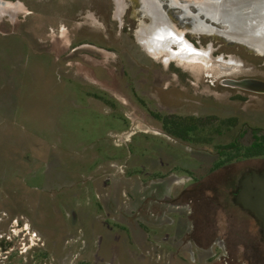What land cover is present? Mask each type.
<instances>
[{"label": "rangeland", "instance_id": "rangeland-1", "mask_svg": "<svg viewBox=\"0 0 264 264\" xmlns=\"http://www.w3.org/2000/svg\"><path fill=\"white\" fill-rule=\"evenodd\" d=\"M144 1L151 0H0V264H94L85 258L81 230L68 238L63 254L54 253L46 224L57 232L67 227L57 212L56 218L45 219L54 197L43 191L49 177L58 174L35 175L38 167L35 176L23 174L22 179L16 172L23 162L31 161L32 168L44 165L40 158L61 154L65 144L101 142L109 129H118L109 131L108 139L120 148L149 140L157 148L173 146L176 141L161 126L169 113L201 116L192 134L200 155L233 142L237 131L208 143L215 130L224 128L220 123L226 114L242 112L241 122L259 129L245 128L241 143L263 134L264 95L247 94L251 101L238 102L233 97L238 90L220 80L224 75L264 77V55L211 34H194L172 17L185 55L171 57L181 46L171 41L156 54L139 41V31L150 23ZM209 113L216 114L211 125ZM242 166L264 170V161L237 168ZM112 167L125 169L117 163ZM223 176L215 179L216 186L225 185ZM230 204L231 218H240ZM245 224L248 247L262 251L258 263L264 264L260 222L247 214Z\"/></svg>", "mask_w": 264, "mask_h": 264}, {"label": "crops", "instance_id": "crops-1", "mask_svg": "<svg viewBox=\"0 0 264 264\" xmlns=\"http://www.w3.org/2000/svg\"><path fill=\"white\" fill-rule=\"evenodd\" d=\"M110 101L108 104L113 105ZM117 130L109 129L103 141H88V146L86 142L65 144L61 154L40 158L47 165H40L36 159L33 161L38 166L32 168L31 161L23 162V170L16 172L22 179L23 174L31 178L38 167L35 175L48 170L58 174L56 179L49 177L43 191L54 197L45 219L56 218L57 212L61 226L67 227V232H57L46 224L44 234L50 233L46 240L56 255L63 254L68 238L81 230L86 241L85 258L94 264H222L217 257L227 247L234 258L232 264L251 258L253 251L248 247L243 221L247 213L236 204L233 208L242 219L231 220L229 209L226 213L192 206L190 213L186 198L192 196L193 186L173 184L170 173L172 170L184 176L183 168L168 155L175 150L183 152L181 144L170 145L172 151L161 142L157 148L150 140L149 144L133 148L128 143L120 148L108 139V132ZM113 163L125 165L127 173L116 171ZM151 182L158 184L152 186ZM173 203L181 204V208L176 209Z\"/></svg>", "mask_w": 264, "mask_h": 264}, {"label": "flooded vegetation", "instance_id": "flooded-vegetation-1", "mask_svg": "<svg viewBox=\"0 0 264 264\" xmlns=\"http://www.w3.org/2000/svg\"><path fill=\"white\" fill-rule=\"evenodd\" d=\"M173 61H171V63ZM222 69L229 70V68H222ZM247 79L258 80V81L264 82V77H259V76H254V75L237 76V77L232 76V75H224V77L220 80V82L223 85H228L230 88L238 90V92L233 96L234 100L238 102L251 101V97L248 96L247 94H255L257 95L256 98L260 99L264 95V91L244 89L238 86L231 85L229 83L230 80H240L241 81V80H247ZM261 101H260V104L264 105V102H261ZM260 107L264 109L262 106ZM259 113H261L260 116L264 118V110ZM176 114L177 113H169V114H166L165 116L169 118H173L175 116H178V117L194 116L197 119H200L201 117V116H198V114L185 115V116H182L181 113L180 114L178 113L177 115ZM241 114H244V113L242 112L230 113V114H226L225 116H223V122L220 123V126L224 128L215 130L212 134L213 137L208 141V143L215 142L220 138L231 136L233 132L237 131L236 135H233V142H231V144L227 146H222L219 152L201 151L202 155H200L198 152L199 149H202V148H199L197 144L194 143L196 141H193V138H192V134L196 133V131L200 128L199 127L200 125L197 124L198 122L197 119L189 121L188 123L181 122L180 120L178 123L175 124L174 127L181 132L185 130V128H189L190 131L186 134L185 138L172 135L171 133L168 132L167 127H170L172 125L171 123L166 125V123L164 122L165 117L161 118V126L163 127L164 129L163 131L165 133L169 134L172 138H174V141H176L178 144H181L183 146V152L182 151L180 152L179 150H175L176 151L175 153L169 152L168 155L172 157V159H174L175 162L179 163V167L183 168L182 170L180 169V171L181 173L184 174V176H179L177 174H173L174 171L171 170L170 173L172 174L171 176L172 183L175 185H184L185 187L186 185L188 186V183H189V188L193 186L191 189L192 196L186 198V201H188L187 202L188 205L191 206L190 213H192V206L194 207L197 206V208L199 209L208 208V209H215V210H221V211H225L227 209L228 211L229 203L231 204L233 203V204H236L240 208L241 212H244V213L246 212L247 214H250L254 218V220H257L258 222H260L259 225L261 226L260 220H258L250 211L245 210L240 204H238L237 196L243 188V181L247 175L253 174L255 172L263 173L264 170H257L255 168L246 169L247 167L245 166H242L238 169L237 166L246 164L248 162L256 161V160L264 161V155L251 156V157H246L244 155L246 152L245 148L259 141L262 135H264V132L260 136V138H257L255 136V139L249 144L241 143V140H242L241 137H243L245 134L243 132L245 128L249 127L253 131L259 130V129L252 128L247 122L242 123L239 117ZM215 115L216 114L209 113L208 116L212 120L210 125L212 123H215V119H216ZM217 120L219 121V119ZM131 136L132 135H130V137ZM130 140L125 138L124 141L127 143ZM166 146L168 147L167 151H172L169 148L170 145L166 144ZM184 148L188 150L184 152L185 151ZM204 155L210 156L212 158L211 162H208L205 159H202V156ZM122 169L117 168V167L115 168V170L118 171L119 173L126 174L127 167L125 166V169L124 170ZM221 176H223L222 178L223 180L224 178H226L225 183H224L225 185L216 186L217 183L215 179H219L221 178ZM222 179L219 181L222 182ZM155 184H158V183L151 182L152 186ZM148 185L149 184H146L144 187H147ZM225 195L228 198H230L231 201L229 203L226 201ZM127 198L128 196L125 195V199ZM173 205H175L174 207L176 209L181 208V204L173 203ZM231 214H229L230 218H231ZM232 219H235V218L232 217L231 220ZM243 221L245 222L246 219ZM260 232L263 235L262 228ZM250 257L251 258L249 260L244 261L243 264H259L258 262L262 258V251L256 252V246L253 245V252ZM217 260L218 262L222 264H232L234 262V258L232 257L230 251L228 250V247L220 256L217 257Z\"/></svg>", "mask_w": 264, "mask_h": 264}, {"label": "water", "instance_id": "water-1", "mask_svg": "<svg viewBox=\"0 0 264 264\" xmlns=\"http://www.w3.org/2000/svg\"><path fill=\"white\" fill-rule=\"evenodd\" d=\"M160 1L164 20L167 21L164 33L172 30V17L194 34H211L229 45H240L250 52L264 55V0H208L210 4L206 0H179L182 4L178 7L172 3L167 5L165 0ZM146 16L150 23L145 26L154 30L157 27L155 19L149 13ZM195 25L206 27L197 30ZM229 83L244 89L264 91L263 81L247 79L230 80ZM237 202L261 221L264 239V172L246 176Z\"/></svg>", "mask_w": 264, "mask_h": 264}, {"label": "bare ground", "instance_id": "bare-ground-1", "mask_svg": "<svg viewBox=\"0 0 264 264\" xmlns=\"http://www.w3.org/2000/svg\"><path fill=\"white\" fill-rule=\"evenodd\" d=\"M165 1L169 2L167 5H170V2H171L176 7H178L179 5L182 4V2H180L179 0H165ZM139 2L142 4V1H139ZM208 2L209 1L206 0V3H208ZM209 4H210V2H209ZM204 5H206V4H204ZM141 6H142V8L145 7L147 9V13L151 14L153 16V18L155 19V24L157 23V27L154 28V30L151 29V26L150 27L145 26V27L141 28V31L139 34V41L142 42L145 47L149 48L148 50H151L152 52H153V50H155L156 54L160 50H165V49L167 50L166 46L169 45L168 44L169 41L173 42L174 44L178 43L181 45V42H180L181 38L179 37L180 35L177 34V32L175 31L173 26L171 28L172 29L171 31H167L166 33H164L163 29L166 27L167 21L164 20V17H163L164 14H163V11L161 10L162 9L161 4L158 5L157 1L151 0L149 3L145 2V4L141 5ZM175 11H178V10L175 9ZM158 23H159V25H158ZM194 27H195L194 29L202 30V29H205L206 26L195 25ZM262 32H264V31H262ZM169 33H171V34H169ZM182 45L180 46V50L178 52L176 51L177 53L176 52H175V54L171 53V57H174L177 55H180V56L185 55V53H183V51H182V49H184V47H182ZM188 50H190V49H188Z\"/></svg>", "mask_w": 264, "mask_h": 264}, {"label": "trees", "instance_id": "trees-1", "mask_svg": "<svg viewBox=\"0 0 264 264\" xmlns=\"http://www.w3.org/2000/svg\"><path fill=\"white\" fill-rule=\"evenodd\" d=\"M196 119L197 118H195L194 116H187V117L175 116L173 118L165 117L164 122L166 123V125L170 123L172 125L170 127H167L169 133H171L172 135L178 136V137L180 136L182 138H185L186 134L190 131L189 128H185V130L181 132L174 127L175 124L178 123L180 120L181 122L188 123L189 121L196 120ZM200 120L201 118L197 119L198 125H200ZM245 149H246V152L244 155L246 157L264 155V135H262L259 141L253 143L250 146H247Z\"/></svg>", "mask_w": 264, "mask_h": 264}]
</instances>
